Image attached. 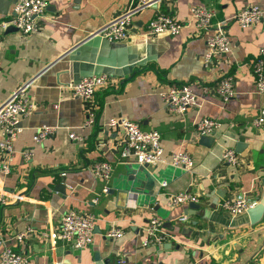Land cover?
Returning a JSON list of instances; mask_svg holds the SVG:
<instances>
[{
	"label": "crops",
	"instance_id": "1",
	"mask_svg": "<svg viewBox=\"0 0 264 264\" xmlns=\"http://www.w3.org/2000/svg\"><path fill=\"white\" fill-rule=\"evenodd\" d=\"M14 2L6 3L0 17L12 12ZM46 2L36 32H0V103L29 80L34 103L20 118L23 130L13 141L12 169L2 181L7 202L0 210V252L9 244L26 255L25 264H94L95 254L108 258L107 264H264V216L251 223L246 209L233 214L220 208L227 198L253 203L264 195V126L252 124L264 112V92L255 90L252 72L264 46V14L247 26L233 19L251 3L264 8V0H155L133 14L128 36L116 41L95 32L130 0ZM202 3L216 10L209 31L197 29L189 13L191 5ZM158 11L182 20L177 34L145 31ZM217 27L228 33L232 49L205 64V38ZM91 73H105L110 83L86 104L64 85ZM225 73L233 75L235 89L227 100L214 90ZM173 82L188 84L197 94L195 105L182 114L168 111L162 99ZM88 105L96 118L84 126ZM117 116L157 129L164 155L191 152L192 168L122 159L124 127L107 126ZM202 116L220 122L211 146L200 143L195 129ZM39 124L57 128L36 142L32 136ZM69 130L83 135V142L71 140ZM26 147L32 148L29 160L21 153ZM225 147L236 150V164L220 159ZM102 159L112 164L107 180L89 167ZM183 190L196 198L197 208L189 201L168 205L170 195ZM68 208L96 214L93 239L85 247L74 248L58 235L60 215ZM152 216L162 219L173 238L144 246L142 228ZM111 225L123 234L106 237ZM29 228L21 240L15 237Z\"/></svg>",
	"mask_w": 264,
	"mask_h": 264
},
{
	"label": "built area",
	"instance_id": "2",
	"mask_svg": "<svg viewBox=\"0 0 264 264\" xmlns=\"http://www.w3.org/2000/svg\"><path fill=\"white\" fill-rule=\"evenodd\" d=\"M154 1L130 0L120 14L104 24L95 33L109 41L126 38L133 23V14L140 8L151 5ZM46 6V0H15L12 12L0 17V32L5 31L10 26L22 33L36 32L42 26ZM189 13L197 29L209 31L216 10L212 5L202 3L191 5ZM263 14V7L257 3H251L239 8L233 19L240 26H247L258 22ZM182 26V20L178 19L172 12L158 11L148 20L145 31L149 34H177ZM205 39L206 49L203 54L205 64L211 63L213 58L227 56L231 52L232 42L223 28L217 27L208 33ZM252 72L255 90L264 92V46L259 48L252 62ZM30 82L29 80L18 85L0 103V131L2 133L0 152L3 154V157L0 158V210L7 202L2 181L12 169L13 141L23 130L20 118L34 107V103L28 94ZM109 83L110 79L105 73H91L80 77L78 80L67 82L64 86L72 95L80 97L87 104L92 100L98 88L105 87ZM214 90L223 100L231 98L235 93L233 75L231 73L223 74L214 85ZM204 91H207V86H204ZM161 94L166 109L178 114H182L194 106L197 101V94L185 83L173 82ZM85 114L83 125H92L96 118L94 109L88 105ZM118 124H122L124 127V136L120 148L122 159H134L140 164L148 165L169 163L186 170L192 168L194 160L191 152L186 149L173 150L168 155L163 154L161 134L157 129H143L138 122L126 116L112 117L107 121L108 127H114ZM252 124L264 126V112L255 117ZM219 125L220 122L215 118L202 116L196 120L195 129L200 135H212ZM56 128V126L48 124L37 125L32 136L33 140L38 142L46 138ZM68 136L76 142H83L84 139L83 135L75 130H69ZM21 153L26 160H29L32 157V148L26 147ZM220 159L230 164H236L238 162L237 152L232 147H225L220 154ZM89 167L95 177L104 180H107L112 172V164L106 159L94 160ZM103 190L106 191L105 186ZM93 200H97V198ZM193 200L196 198L190 192L183 190L171 194L168 198V205ZM251 204L246 197L227 198L220 202V208L234 214L245 210ZM181 218L184 219L185 216ZM95 221L96 214L91 210L68 208L60 215L58 235L63 242L69 243L74 248L85 247L92 242ZM30 230L29 228L27 231L17 232L15 237L21 240ZM44 234L46 233L44 232ZM122 234L123 229L115 225H111L104 232V235L109 238H118ZM171 238H173V234L164 227L162 219L158 216L149 218L142 228L141 243L144 246L160 245ZM2 240L4 239L2 238ZM27 260L25 254L9 244H5L0 252V264H25ZM191 264H196V262Z\"/></svg>",
	"mask_w": 264,
	"mask_h": 264
},
{
	"label": "water",
	"instance_id": "3",
	"mask_svg": "<svg viewBox=\"0 0 264 264\" xmlns=\"http://www.w3.org/2000/svg\"><path fill=\"white\" fill-rule=\"evenodd\" d=\"M11 1V0H9ZM8 0H0V13H6L7 12V6H6V3L9 2ZM140 23H136V25L138 26ZM133 29H136L133 28ZM14 30H17L15 27H8L6 29V31H14ZM215 140V136L212 134V135H208V134H201L200 135V138H199V141L200 143H202L203 145H206V146H211L212 143L214 142ZM145 166L148 165V164H144ZM188 206L190 208H197L199 206L198 203H196L195 201H189L188 203ZM246 211L249 215V219H250V222L251 223H256L258 222L259 220H261L264 216V195L258 200V201H255L253 202L251 205H249L247 208H246ZM94 264H107L108 263V258H105V259H101L100 258V255L99 254H95L94 255Z\"/></svg>",
	"mask_w": 264,
	"mask_h": 264
}]
</instances>
